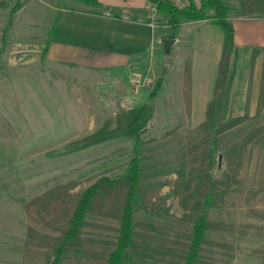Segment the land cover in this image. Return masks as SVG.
<instances>
[{
	"label": "rangeland",
	"instance_id": "374dc122",
	"mask_svg": "<svg viewBox=\"0 0 264 264\" xmlns=\"http://www.w3.org/2000/svg\"><path fill=\"white\" fill-rule=\"evenodd\" d=\"M223 2L230 11L232 0ZM61 6L93 7L79 0H0V264H53L51 250L61 242L83 192L97 182L88 216L66 244L62 264H108L117 247L133 158L139 175L131 241L121 264H184L193 224L203 213L208 225L193 264H264V93L261 79L245 70L255 55L238 52L232 63L237 72L225 88L230 91L207 103L205 117L196 123L186 116V103L167 97L164 88L165 78L181 76L174 54L166 75L158 67L138 68L149 81L138 92L130 82L129 98L77 102L84 87L71 89L43 56ZM207 13L209 18L201 19L215 22L213 10ZM156 14L158 27L174 33L158 7ZM193 30L185 29L182 43L190 42ZM190 51L181 49L183 61L197 59ZM163 59L161 50L162 66ZM142 90L150 93L145 101L156 113L139 137L119 136L63 152L67 143L105 124L113 127L122 109L145 102L135 97ZM85 106L97 117L84 116Z\"/></svg>",
	"mask_w": 264,
	"mask_h": 264
},
{
	"label": "crops",
	"instance_id": "0c3cea01",
	"mask_svg": "<svg viewBox=\"0 0 264 264\" xmlns=\"http://www.w3.org/2000/svg\"><path fill=\"white\" fill-rule=\"evenodd\" d=\"M99 1L101 8H98V13L86 8L79 10L58 7L51 25V35L46 41L47 50L44 58L49 69L59 71L57 77H66L68 81L66 84L71 89L84 87L85 93H78L83 96L77 95L75 100L103 101L115 95L129 98L132 95L129 77L134 68L149 69L150 67L155 71L158 67L160 72H165L172 67L169 65V68L165 69L162 62L160 65L159 58L163 50L161 38L173 35L177 40L171 47L170 56L174 54V59L180 64L178 71L181 76L177 81H175L177 78L174 80L165 78L164 88L167 97L171 96V99L178 103L185 102L186 116L194 119L195 123L204 118L207 103L217 97L216 76L226 41L221 25L203 19L185 20L177 30L173 29L174 33H172L146 22L106 17L101 14L104 9H112L116 13L124 10L131 12L133 17L142 15L147 12L149 0ZM232 2L228 13L233 26V44L225 72L228 79L223 84L224 89L221 87L218 92L222 95V92L230 91L225 88L237 72L236 70L234 72L232 63L238 62V52L246 54L249 52L255 55V61L245 70L250 71V78L261 79L260 85L264 93V0H232ZM189 26L194 27V30L190 31L192 33L190 42L185 44L182 43L184 31ZM200 26H205L207 30L199 31ZM185 48L192 49L190 52L197 55V59H193L194 62L193 60L191 62L189 57L182 60L181 49ZM89 87L96 92L91 90L94 94L92 92L89 94ZM102 91L106 93L101 94ZM135 97L142 102L149 99L150 93L143 91ZM177 107L180 111L181 105ZM83 111L84 116H95L90 114L87 108ZM98 112L102 115L101 110ZM155 113L156 106L154 115ZM87 216L88 213L83 222ZM60 236L61 234L59 238ZM56 242L53 241L51 245ZM38 255L40 254H37V257Z\"/></svg>",
	"mask_w": 264,
	"mask_h": 264
},
{
	"label": "trees",
	"instance_id": "16d2710c",
	"mask_svg": "<svg viewBox=\"0 0 264 264\" xmlns=\"http://www.w3.org/2000/svg\"><path fill=\"white\" fill-rule=\"evenodd\" d=\"M79 1L93 6L90 7V10L92 11L98 10L96 7L100 6L99 0ZM155 1L158 3V11L162 15L161 18H167L166 22L169 23V26H171V28L175 30H177L180 23L185 20L209 18L210 15L207 12L208 10H213V14L215 15V22L221 25L226 37L224 52L219 63L218 73L216 76L218 97L220 95L218 91H220V88L223 84L228 58L231 53L233 44V26L228 18V6L223 2V0H200L199 4L193 1L191 4L184 8H180L174 5L171 0ZM44 49L45 54L47 45ZM167 65L168 62H166L165 67ZM159 85L160 78L157 80L155 88ZM153 94L154 93L151 92V96H153ZM217 97H215L214 99L215 102H217ZM154 109V104L151 101H145L129 109H122V111L116 116V123L113 127L105 124L98 128L96 131L82 137L81 139L69 142L66 144L63 152H71L74 150L82 149L119 136L139 137L142 133L143 128L153 118ZM47 153L49 155L54 154V152L52 151H48ZM127 172L131 178V186L128 193V200L122 214L117 247L110 253L108 264H121L123 258L127 256L126 248L130 245L131 241V229L133 225V205L136 184L139 175L136 158L132 159ZM98 187L99 182L92 184L83 192L81 199L77 203L72 215L70 216L68 228L64 232L61 242H59L53 250V264H62V257L66 249V244L78 236L81 222L86 215V212L90 206L91 199L97 191ZM207 223L208 221L206 213L201 214L194 222L192 240L189 245V249L186 254V261L184 264H193L198 258L200 245L207 229Z\"/></svg>",
	"mask_w": 264,
	"mask_h": 264
},
{
	"label": "built area",
	"instance_id": "2783aa9c",
	"mask_svg": "<svg viewBox=\"0 0 264 264\" xmlns=\"http://www.w3.org/2000/svg\"><path fill=\"white\" fill-rule=\"evenodd\" d=\"M171 1L174 3V5H176L180 8H184V7H187L189 4H191L195 0H171ZM151 6H152L151 12L147 11L146 14L139 15V17H137V18L133 17V15L130 13H127V12L116 13L110 9L102 10L101 14L103 16H106V17H112V18L117 17V18H122L125 20H129V19L132 20L133 19V20H136L139 22H146V23L150 24L151 26L155 27V26L159 25V20L157 18V14H156L158 4H157V2H153ZM147 80L149 81L148 76L143 71H141L140 69L134 68L131 71L130 82L132 83L135 92H138L140 90V88L143 87V85L145 84V82Z\"/></svg>",
	"mask_w": 264,
	"mask_h": 264
},
{
	"label": "water",
	"instance_id": "95a60500",
	"mask_svg": "<svg viewBox=\"0 0 264 264\" xmlns=\"http://www.w3.org/2000/svg\"><path fill=\"white\" fill-rule=\"evenodd\" d=\"M177 40L174 36H165L161 38V42L163 45V55H164V61L167 62L170 57L171 47Z\"/></svg>",
	"mask_w": 264,
	"mask_h": 264
}]
</instances>
